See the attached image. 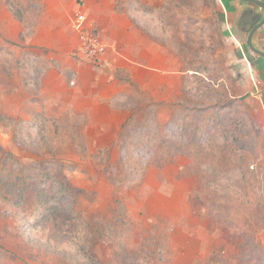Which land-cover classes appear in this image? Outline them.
I'll list each match as a JSON object with an SVG mask.
<instances>
[{"label": "rangeland", "instance_id": "rangeland-1", "mask_svg": "<svg viewBox=\"0 0 264 264\" xmlns=\"http://www.w3.org/2000/svg\"><path fill=\"white\" fill-rule=\"evenodd\" d=\"M8 2L22 13L18 4ZM169 5L160 17L141 12L132 16L164 58L161 89L153 93V83L160 85L153 77L144 89L120 94L123 97L115 103L130 118L121 130L113 131L117 134L111 144L100 143L105 142L100 137L96 140V132L79 116H63L58 122L50 118L45 129L38 123L34 114L44 107L47 111L46 99L38 98L39 77L46 64L25 39L32 32L34 18L21 17L25 30L20 37L12 28L10 35L0 28V149L27 165L47 159L72 165L74 170L66 177L75 189L76 210L95 224L98 217L116 220L104 221L101 230L106 238L84 251V244L80 248L51 224H38L1 204L0 264H247L256 260L264 264L262 120L251 116L248 108L247 112L242 108H235L234 113L217 111L222 88L229 98H236L244 54L247 58L256 55L247 49L235 25L226 24L219 0H169ZM83 15L85 25L101 38ZM237 40L242 52L236 48ZM106 54L83 62L97 64ZM182 64L199 75L182 81V96L170 101L175 93L169 90V75L184 69ZM69 100L75 102V98ZM66 105L55 102L46 113L58 117ZM202 107L210 110L207 120L198 123L191 111ZM245 115L255 129L235 128L234 121ZM187 125L198 130L203 155L191 150L192 166L185 156L165 161L163 153L170 151V142L179 144L186 133L193 134V128L183 132ZM100 134L112 133L101 130ZM202 189L207 205L196 199ZM225 205L232 210L225 211ZM150 232L164 239L167 252L156 250V256L147 261L113 256L116 240L137 244Z\"/></svg>", "mask_w": 264, "mask_h": 264}, {"label": "crops", "instance_id": "crops-1", "mask_svg": "<svg viewBox=\"0 0 264 264\" xmlns=\"http://www.w3.org/2000/svg\"><path fill=\"white\" fill-rule=\"evenodd\" d=\"M18 4L22 17L34 18L33 29L29 37H25L28 46L38 50V56L45 65L39 77L40 94L42 100L46 99V110L51 111L52 104L61 102L68 104L58 117L47 115L45 107L43 112L49 118H60L68 115L79 116L88 123L87 128L95 131L96 140L105 139L102 144H111L113 131L121 130L129 114L119 109L116 99L126 89H144L146 84L155 77L159 86H152L155 94L161 89L160 69L164 58L155 48L149 38L143 36L138 29L137 21H132V16L141 13L156 16L146 12L141 7L158 9L161 0H11ZM264 3V0H254ZM2 2V3H1ZM11 2V3H12ZM224 12V20L230 27H235L244 38L247 49V32L251 24V13H260L258 6L248 4L247 0H219ZM82 12L90 20V27L99 31L101 40L108 47L107 54L102 61L94 64L83 62L78 51L79 38L73 27L75 13ZM94 24V25H93ZM0 25L1 29L10 35L9 29L16 30L20 37L25 26L16 20L7 7L6 0H0ZM239 26L244 28L241 31ZM233 38V34H229ZM252 47L264 54V27L251 38ZM238 47V48H237ZM236 48L241 52L242 44L236 41ZM250 50V49H249ZM239 52V51H238ZM256 55V54H255ZM178 63V59L171 57ZM244 70H240L241 78L235 83L236 98L248 95L246 104L251 116L262 120L264 129V58L256 55L247 58L244 54ZM103 62V63H102ZM168 61L165 59V64ZM102 63V65H101ZM125 70L131 83L118 80L114 70ZM152 73V77L148 74ZM191 72L179 68L177 72L169 75V90H174L172 100L182 96V81L190 79ZM190 76V77H189ZM157 85V81H156ZM73 86H75L73 88ZM138 87V88H137ZM159 87V89H158ZM160 95V94H159ZM123 97V96H120ZM69 98H75L70 102ZM114 101V103H113ZM160 101V100H159ZM112 133L106 136L100 131ZM115 133V134H114ZM104 136V138L102 137Z\"/></svg>", "mask_w": 264, "mask_h": 264}, {"label": "trees", "instance_id": "trees-1", "mask_svg": "<svg viewBox=\"0 0 264 264\" xmlns=\"http://www.w3.org/2000/svg\"><path fill=\"white\" fill-rule=\"evenodd\" d=\"M161 1V7L158 9L145 6H142L141 8L144 11L157 14L160 17L164 7L170 6L169 0ZM6 4L13 17L21 22L22 14L13 10V7L8 2V0H6ZM182 66L184 68L182 69L183 71H189L192 73V75H199L198 72L185 68V64H182ZM114 76L118 80H122L126 83L132 82L129 74L125 70H114ZM226 93V90L222 88L221 93L218 95L219 99H221L217 103V111L219 114L222 112L226 113L229 110H232L234 113L235 108H242L247 112L248 106L246 104V99L248 98V95L231 99ZM209 110L210 109L207 107H202L198 110L193 109L191 113L194 115L193 118L196 116L197 122L201 123V121L207 120V118H205V114L209 112ZM240 112L243 114V111ZM34 116L36 119H39H37L38 123H40L45 129V123L50 118L47 117L43 111H41L39 114H34ZM1 118H5V120H7L6 117ZM62 118L64 117L57 119L53 118V121L58 122ZM234 126L235 128L239 127V129L242 130L246 128L248 130L255 129L252 120H248L247 115H245L242 120L234 121ZM191 128L193 127L187 125L183 129V132ZM191 131L193 134L191 135L190 131L189 135L186 133L184 139L180 141L179 144L167 142L170 145V151L163 153L165 161L170 160L175 156H185L190 159V166H192L194 163L191 158L192 151L196 150L198 152V156H200V154L203 155L204 146L202 145V139L200 135L197 134L198 130L193 128ZM78 138L80 139L81 146L87 151V145L83 137L79 135ZM73 170L74 167L72 165L65 164L55 159H47L41 162H36L35 164L27 165L22 163L12 154L4 152L0 149V205L2 204L5 207H8V205L11 206L23 214L24 218L36 219L38 224L42 222L51 224L52 229L57 231L61 230L64 236L67 235V239L70 241L74 239L75 242H78L79 247L84 244L82 250L85 251L88 250L89 246L91 247L92 244L94 245V243L96 244L106 238V235L102 234L104 232V230H101L102 223L108 220L112 224V222L116 220L111 216L98 217L95 220L97 221V224H95L96 222L87 221L80 214V212L76 210L75 189L71 187L69 180L66 177V174L73 172ZM202 193L203 189L200 191L198 190L196 192V199L199 200L202 205L204 203L207 205V202H203L205 199ZM213 203L214 201H212V205ZM215 206L217 207L216 214L219 215L221 211L218 210L217 203ZM222 207L225 208V211L232 210V208H226V205ZM216 214L212 215L215 216ZM229 218L230 217L227 216L226 220H229ZM238 223V226L240 225L239 228L241 229L242 223ZM245 234L247 233L245 232ZM164 242L165 241L162 237H153L152 232L149 233L148 238L140 239L137 244H132L127 239L124 241V243L116 240L113 244V256L118 257L121 255L135 259L137 261H147L156 256V250H158V252L165 250L166 252L168 251V246L165 245L166 242ZM243 243L244 242L242 241L240 245ZM119 252H121V254ZM216 254L217 253L215 252L212 253L214 256ZM159 255L160 253H158V256ZM86 256L88 258V255H85V257ZM198 264H201V262ZM247 264H262V262L261 260H256L250 261Z\"/></svg>", "mask_w": 264, "mask_h": 264}, {"label": "built area", "instance_id": "built-area-1", "mask_svg": "<svg viewBox=\"0 0 264 264\" xmlns=\"http://www.w3.org/2000/svg\"><path fill=\"white\" fill-rule=\"evenodd\" d=\"M73 27L78 34V51L83 59H94L106 53L108 47L100 37L85 25V16L81 12L75 13Z\"/></svg>", "mask_w": 264, "mask_h": 264}, {"label": "water", "instance_id": "water-1", "mask_svg": "<svg viewBox=\"0 0 264 264\" xmlns=\"http://www.w3.org/2000/svg\"><path fill=\"white\" fill-rule=\"evenodd\" d=\"M247 1L251 2L254 5H257L263 11V17H262V15H260V13L254 17V15H252V13H251L252 22H251V24H249L250 30H249V36L247 39V46L252 53L264 58V54L255 50L251 45V38L253 37V35L255 33L259 32L264 27V5H262L259 2L254 1V0H247ZM261 17H262V19H261Z\"/></svg>", "mask_w": 264, "mask_h": 264}, {"label": "flooded vegetation", "instance_id": "flooded-vegetation-1", "mask_svg": "<svg viewBox=\"0 0 264 264\" xmlns=\"http://www.w3.org/2000/svg\"><path fill=\"white\" fill-rule=\"evenodd\" d=\"M248 4H251L250 2H248ZM262 5H264V3H261ZM258 9H259V11H260V15H262V17H263V11L261 10V8L260 7H258ZM262 17H261V19H262ZM238 28L241 30V31H243L244 30V28H242V26H239L238 25ZM250 27L248 26L247 27V29L245 30V32H247V37L249 36V29Z\"/></svg>", "mask_w": 264, "mask_h": 264}]
</instances>
